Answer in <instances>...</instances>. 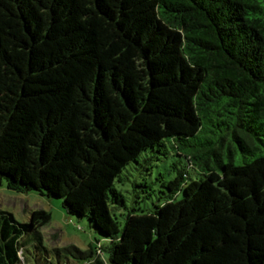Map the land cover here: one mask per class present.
<instances>
[{"label": "trees", "instance_id": "1", "mask_svg": "<svg viewBox=\"0 0 264 264\" xmlns=\"http://www.w3.org/2000/svg\"><path fill=\"white\" fill-rule=\"evenodd\" d=\"M3 185L98 239L49 258V212L0 211V264H264V0H0Z\"/></svg>", "mask_w": 264, "mask_h": 264}, {"label": "rangeland", "instance_id": "2", "mask_svg": "<svg viewBox=\"0 0 264 264\" xmlns=\"http://www.w3.org/2000/svg\"><path fill=\"white\" fill-rule=\"evenodd\" d=\"M171 163H173V159L171 158L153 162L147 176H143V173L138 174V172L130 168L123 171L121 182L119 183L116 181L114 186L123 196L126 208L112 211V215L117 219L120 227H122L123 222L122 214L133 209L145 210L148 206H151L149 200L141 199L145 193L147 194V188H137V197L136 194L132 192L134 191L133 185H139L145 182L152 187L154 191L158 192L159 188H157V186L159 185V181L156 182V179H159L158 174H162L163 180L168 181L171 179L173 176ZM143 178L145 179L144 181ZM152 198L155 199V196ZM136 200H140V202L136 203ZM38 209L50 213V223L39 230L43 240L42 245L50 254L49 258L54 256L52 251L53 248L75 246L81 250H86L90 244L93 246L95 245V238L98 236L90 230L87 220H77L68 216L62 208L61 200L41 196L36 192L17 193L8 190L5 185L0 188V211L11 213L19 223L27 222L30 212ZM38 253L42 254L45 258L44 260L47 259L44 251L41 250ZM30 257L34 262L36 259H39L33 247L30 248ZM108 258L109 255L105 253L104 259L106 262Z\"/></svg>", "mask_w": 264, "mask_h": 264}]
</instances>
